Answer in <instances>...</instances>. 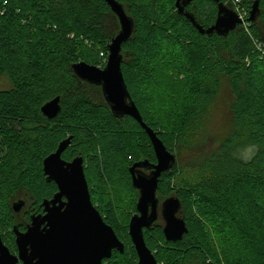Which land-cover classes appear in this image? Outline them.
<instances>
[{
	"label": "trees",
	"instance_id": "obj_1",
	"mask_svg": "<svg viewBox=\"0 0 264 264\" xmlns=\"http://www.w3.org/2000/svg\"><path fill=\"white\" fill-rule=\"evenodd\" d=\"M86 1L101 14L112 16L115 27L111 34L105 36L98 27L88 24L72 0H0V83L3 79L8 82L6 88H0V151L4 154L0 187L17 191L20 197L17 201L9 199L5 212H0V230L6 234L0 232V236L12 253H18L14 228L26 232L32 216L44 214L43 202L58 192L57 185L48 182L44 174V159L72 137L62 158L71 162L82 157L84 164L90 160L96 164L100 182L107 181L109 168L116 166L114 156L123 157L118 162L133 197L131 213L121 222L111 203L100 201L96 208L125 247L124 253L114 250L104 264H138L129 224L137 213L139 192L133 187L130 168L144 160L156 164L157 157L145 129L131 117H114L102 88L82 81L73 71V65L79 62L104 68L100 53L108 58V46L121 29L118 17L105 0ZM116 1L135 23L131 38L122 45L126 86L143 122L176 156L174 167L159 179L157 197L161 203L177 197L182 206L179 216L188 228L181 241L168 242L163 223L158 221L144 231L147 246L159 264H187L194 255L204 264H264V51L259 49L264 44V0L260 1L258 20L247 22V30L239 25L227 37L202 35L178 13L177 0ZM255 1L243 0L249 16ZM220 2L225 4L224 0ZM186 11L208 29L216 22L218 3L193 0ZM221 47L226 49L229 60L221 56ZM169 55L179 59L178 65L169 63ZM66 59L70 71L62 74ZM166 64L184 72L188 96L194 101L213 98L226 79L235 127L233 138L226 143L232 147V139L242 138L255 147L249 160L231 151L226 160L229 166H217V174L225 168L223 179L206 186L187 182L174 186L181 155L178 141L187 132L189 121L199 114L196 104L185 106L171 132L154 115L145 84L159 76L160 68ZM52 71L84 90L74 93L66 108L65 99L56 96L61 99V112L50 120L41 108L56 98L48 95ZM85 89L95 93V98L85 94ZM91 199L95 206L92 196ZM21 200L25 207L15 213L13 205ZM204 215L227 221L245 251L224 261L211 241ZM7 239L12 240V245Z\"/></svg>",
	"mask_w": 264,
	"mask_h": 264
},
{
	"label": "water",
	"instance_id": "obj_2",
	"mask_svg": "<svg viewBox=\"0 0 264 264\" xmlns=\"http://www.w3.org/2000/svg\"><path fill=\"white\" fill-rule=\"evenodd\" d=\"M105 1L118 17L121 27L108 46L106 66L100 68L79 62L73 65V71L82 81L101 87L113 116L133 118L145 129L152 142L157 163L144 160L130 168L132 184L139 192V199L137 213L129 224V235L138 255V264H159L146 244L144 231L151 229L161 217L168 242L181 241L188 233L185 220L179 216L181 201L172 196L161 203L157 197L159 179L162 173L174 167L176 156L143 122L124 80L122 45L131 38L135 23L122 4L116 0ZM192 1L177 0L176 7L178 13L184 15L202 35L216 33L227 37L239 25L256 22L260 15L261 0L254 2L246 20L220 0H215L218 3L216 22L205 29L192 13L186 11ZM60 101V97H56L46 103L41 108L42 114L50 120L57 118L61 112ZM71 142L72 137L64 140L56 152L44 159V174L48 182L57 185L58 192L52 199L43 202L44 214L32 216L26 232L14 228L17 255L10 251L0 236V264H104L114 250L124 253V244L92 202L84 159L77 157L67 162L62 158ZM25 204L22 200L14 203L15 213H20Z\"/></svg>",
	"mask_w": 264,
	"mask_h": 264
},
{
	"label": "rangeland",
	"instance_id": "obj_3",
	"mask_svg": "<svg viewBox=\"0 0 264 264\" xmlns=\"http://www.w3.org/2000/svg\"><path fill=\"white\" fill-rule=\"evenodd\" d=\"M144 1L148 2V0ZM150 1L156 3V0ZM224 1L226 7L237 12L243 20L249 18L246 8L242 6L243 0ZM72 2L88 24L98 27L105 36L111 34V29L115 27V21L110 14H101L95 6L86 0H72ZM191 9L194 10V8ZM243 28L247 30L249 23L243 24ZM64 46L65 49L68 48L67 45ZM259 49L264 51V44L259 46ZM220 53L222 57L229 60L228 53L224 47L220 48ZM172 55H169V63L171 65H178L176 61L178 62L179 59L175 60L176 57ZM100 58L103 59L102 64L105 67L107 59H104V53H100ZM171 65L168 66L166 64L165 67H161L159 76L147 82L144 91L147 97L151 99V108L154 115L167 132H171L174 129L177 117L182 113L185 106L196 104L199 115L189 121L187 132L179 139L177 144V151L181 152V155L177 159L174 186L179 187L184 182L193 186H206V184L212 183V181L223 179L225 175L221 173L225 172V168L218 175L217 166H229L226 160L229 159L233 150L238 156L249 160L253 156L255 147L242 138L239 141L232 139V147H229L228 143H226L233 138L235 133L234 119L231 113L232 94L226 79L221 81V85L213 98L194 101L188 96L189 88L186 84L184 72H181V69H172ZM93 66L96 65L93 64ZM97 67L102 68V66ZM68 70L70 71V63L66 59L61 69L64 72L62 74H67ZM62 74L59 75L58 71H52L51 88L49 87L48 95L52 98L56 96L63 97L66 108L71 100H73L74 93H80L84 89H82V86L77 85L78 83L68 81ZM7 86L8 82L3 79L0 83V88H6ZM85 94H88L93 99L95 98L93 96L95 93L91 92L90 89H85ZM3 156L4 154L0 151V162ZM121 159L123 157L114 156L113 164L115 162L117 164L109 168L108 179L105 182L98 181L96 164L90 160H87L84 164V170L85 175H88L89 190L91 196L94 198L95 206L99 207L100 201L102 203H111L118 221L122 222L131 213L133 197L129 192L128 181L123 177L122 170L120 169L121 163L118 161H121ZM10 190L8 192L5 187H0V212H5L4 210L9 199L16 198V201L20 199V197L17 198V191ZM203 217H205L211 241L224 261L245 251L244 244L241 243V240L227 221L212 215H204ZM159 222L164 225L161 217ZM0 232L3 236L6 235L2 229ZM7 241L8 244L12 245L11 239H7ZM187 264L204 263L198 256L194 255Z\"/></svg>",
	"mask_w": 264,
	"mask_h": 264
}]
</instances>
